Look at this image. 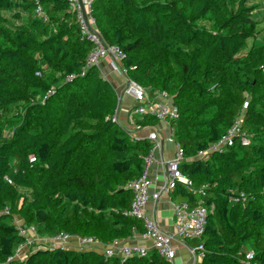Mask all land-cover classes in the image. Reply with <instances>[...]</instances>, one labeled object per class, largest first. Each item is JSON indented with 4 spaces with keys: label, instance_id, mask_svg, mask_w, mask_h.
<instances>
[{
    "label": "trees",
    "instance_id": "1",
    "mask_svg": "<svg viewBox=\"0 0 264 264\" xmlns=\"http://www.w3.org/2000/svg\"><path fill=\"white\" fill-rule=\"evenodd\" d=\"M261 8L264 0L92 2L95 28L125 53L127 78L169 94L179 110L171 128L193 190L179 184L171 196L210 208L203 237L188 241L203 246L201 264H247V246L264 264ZM94 47L70 0H0V264H171L156 252L121 263L62 246L15 257L24 225L40 237L65 232L103 244L144 231L125 214L134 198L127 185L154 144L112 119L120 96L99 66L81 75ZM241 116L250 144L199 158Z\"/></svg>",
    "mask_w": 264,
    "mask_h": 264
},
{
    "label": "built area",
    "instance_id": "2",
    "mask_svg": "<svg viewBox=\"0 0 264 264\" xmlns=\"http://www.w3.org/2000/svg\"><path fill=\"white\" fill-rule=\"evenodd\" d=\"M74 11L78 12L79 21L83 29V34L94 42L95 47L87 58V65L83 69L81 75L94 66H99L101 62L107 57L112 58V65L115 70L119 71L126 78L127 70L122 67V60L125 58V53L117 46H109L101 40L96 32L89 29L87 20L85 19L79 0H70ZM93 0H84L86 12L88 15V22L94 30L95 20L91 15V7ZM39 16H44L45 12L41 6H38L37 12ZM99 33V32H98ZM71 76L68 80H70ZM127 86L125 93L132 96L136 105L131 110L132 117L154 116L159 120H167L170 122L171 137L173 139V129L171 128V121L179 117V110L174 105L173 99L167 93H158L165 101L155 99L147 89L140 86L136 82L130 81L127 78ZM49 91L48 95H51ZM167 100V101H166ZM114 121L121 123L118 117V111L112 116ZM122 124V123H121ZM140 127V126H138ZM135 138H147L153 142L154 146L149 155L145 158L144 168L141 175L130 182L127 187L134 193L133 202L130 210L125 214L137 217L142 220L144 231L141 233V239L147 243L143 245L130 244L128 241L115 240L110 244H103L93 237H82L72 235L69 233H59L50 238L52 244H61L62 247L73 248L76 250H96L105 254L108 258H118L121 263L135 257H145L151 252H156L161 257L168 260L171 264H179L178 248L175 241L183 242L192 256V264H201L203 258V246L190 247L189 240L201 239L206 231L207 220L210 213L208 208L203 203L194 205L188 201L178 202L174 204V217L176 234L172 235L165 232L159 222L147 214V208L150 200L158 201L164 195H171L179 184L185 185L188 189L193 190L192 181L187 178L180 170L181 163L185 160V152L180 144H177L175 155L172 159L165 161L164 167L166 170L165 183L159 187L154 188V183L151 176L152 165L157 161L155 150L160 146L159 136L156 132H150L147 137H139L133 134ZM171 140V139H170ZM250 136L243 130L242 116L239 117L235 123L230 127L226 133L206 151H201L199 158H207L211 152L223 151L228 147L234 146L237 142L243 145L250 144ZM35 157L31 158L34 162ZM11 182L10 179H8ZM202 192V190H200ZM21 234L26 237V242L21 245L15 257L23 260L28 249L35 246L45 247L46 245L38 243V240L33 237L36 234L34 228H21ZM38 236V235H37ZM75 242V243H74ZM255 252L248 250L246 252L245 260L247 264H258L255 261ZM13 257L10 258V261Z\"/></svg>",
    "mask_w": 264,
    "mask_h": 264
},
{
    "label": "crops",
    "instance_id": "3",
    "mask_svg": "<svg viewBox=\"0 0 264 264\" xmlns=\"http://www.w3.org/2000/svg\"><path fill=\"white\" fill-rule=\"evenodd\" d=\"M100 69L103 76L113 83L120 96L118 117L122 125L134 135L139 137H147L150 132H156L158 134L160 146L155 150L157 161L152 165L151 176L154 183V188L161 187L165 183L164 181L166 178V170L163 163L174 157L177 148V143L171 137L170 122L167 120H160V123L154 127H138L139 125L137 124V121L139 118L132 117L131 114V110L136 105V101L132 96L125 93V88L128 82L127 78L119 71L114 69L111 57H107L101 62ZM152 96L157 100L165 101L164 98L158 94H153ZM178 202L182 201L173 199L171 195H164L158 201L150 200L147 208V214L155 218L165 232L172 235L176 234V228L174 224V204H177ZM33 237L38 240V243L44 244L46 246H62L58 243L52 244L50 242V238L48 237H40L37 236V234H34ZM128 242L130 244L147 245V243L141 239V233L139 232H136L134 236L128 240ZM175 244L178 248V263L192 264L191 253L188 251L184 243L175 241Z\"/></svg>",
    "mask_w": 264,
    "mask_h": 264
},
{
    "label": "water",
    "instance_id": "4",
    "mask_svg": "<svg viewBox=\"0 0 264 264\" xmlns=\"http://www.w3.org/2000/svg\"><path fill=\"white\" fill-rule=\"evenodd\" d=\"M79 3H80V6H81L82 13H83L85 19L87 20V25H88L89 29L91 31H93V32H96L99 35V37L101 38V40L103 42H105L104 39H103V37L96 30H94L92 28V26L90 25V23L88 22V15H87V12H86L84 0H79ZM174 105H176V104L174 103ZM23 227H24V229H28V226L27 225H24Z\"/></svg>",
    "mask_w": 264,
    "mask_h": 264
},
{
    "label": "rangeland",
    "instance_id": "5",
    "mask_svg": "<svg viewBox=\"0 0 264 264\" xmlns=\"http://www.w3.org/2000/svg\"><path fill=\"white\" fill-rule=\"evenodd\" d=\"M262 10H264V9H262V8L259 9V10L257 11V14H258L259 12H261ZM261 15H262V13H261L260 15L258 14V16H261ZM260 26H261V25H260ZM250 248H251V247L247 246V250H250Z\"/></svg>",
    "mask_w": 264,
    "mask_h": 264
}]
</instances>
